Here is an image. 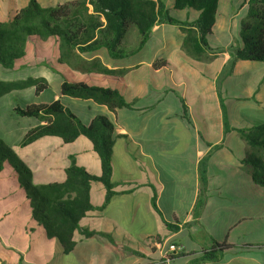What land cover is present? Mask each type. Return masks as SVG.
<instances>
[{
  "label": "crops",
  "instance_id": "0c3cea01",
  "mask_svg": "<svg viewBox=\"0 0 264 264\" xmlns=\"http://www.w3.org/2000/svg\"><path fill=\"white\" fill-rule=\"evenodd\" d=\"M2 1L0 21L4 22L3 16L12 18L30 0H11L15 5L12 15L7 12L5 0ZM36 1L42 7H53L75 0ZM167 5L169 14L180 22H193L198 18V12L190 9L173 10L171 0H167ZM246 9L244 0L239 7L233 0H219L218 15L223 17L216 18L207 36L212 49H225L239 39L240 20ZM165 26H170L166 32L162 30ZM173 34H177L179 42L173 44L175 48L171 51L165 41ZM183 39L184 33L178 26L157 25L143 46L147 50L145 54L138 61L127 63L126 59L135 54L112 59L104 49L86 53L74 50L84 61L99 60L107 70L118 72L115 75L102 74L93 70L94 66L86 68L75 60L60 61V44L55 38L33 36L28 39L25 56L15 62L14 70L7 78L0 80L42 78L48 88L38 96H35L34 88L29 87L0 97V109L14 118L4 142L16 150L22 136L42 124L35 118L20 117L28 121L23 127L25 133L20 136L16 123L19 116L12 112L17 107L13 101L17 102L19 98L22 101L32 98L25 105L59 99L85 125L97 115L106 116L114 125L116 136L111 175L114 195L102 211H90L80 227L108 233L115 244L99 236L86 238L76 231L74 249L64 255L57 242L45 236L41 225L25 217L22 221L25 226L22 225L20 231L9 230L6 235L0 230V264H151L161 257L156 247L158 240L179 245L184 253L195 255L209 247L211 240L226 241L234 249L211 264H264V188L253 182L250 168L242 165L248 147L237 132L264 123V82L255 93L247 79L235 82L231 76L244 75L255 68L252 65L255 62L237 61L232 74L221 82L218 94L217 78L228 54H208L201 60H194L183 51ZM142 49L137 53L140 54ZM38 50L46 54L44 59L40 60L38 54L35 56ZM102 50L104 53L100 52ZM173 53L181 60L179 67ZM161 62H164L163 66H160ZM31 67L35 68L34 72L24 73ZM186 68L191 76L188 78L186 74L184 83L176 74ZM141 72L142 75L134 76ZM163 72H167L166 80L161 78ZM21 74L23 76H17ZM63 81L115 89L129 107L112 112L91 99L59 96V85ZM184 108L191 120V129L182 121ZM224 114L232 129L226 134ZM41 139L46 144L38 149H51L42 163L35 165L32 153L20 156L16 152L30 169L33 184L63 182L65 170L72 163L91 175H100L99 158L85 137H78L68 144L57 137ZM208 153L206 201L199 224H191L199 188L198 163ZM164 175L177 183L168 200L163 199L162 193ZM0 193L4 208L7 197L20 198L24 194L18 188L17 175L8 166L0 174ZM154 197L157 212L151 207ZM89 199L94 206L102 205L105 189L101 183H90ZM19 203V207L31 209L27 199ZM29 209L26 212H30ZM165 224L179 229L170 232ZM130 241L141 248L144 255L124 250ZM148 248H155V252L150 253ZM169 264H186V260L179 258Z\"/></svg>",
  "mask_w": 264,
  "mask_h": 264
},
{
  "label": "trees",
  "instance_id": "16d2710c",
  "mask_svg": "<svg viewBox=\"0 0 264 264\" xmlns=\"http://www.w3.org/2000/svg\"><path fill=\"white\" fill-rule=\"evenodd\" d=\"M218 3L219 0H171L173 10L190 9L198 12L195 21L180 22L169 14L167 0H75L54 7H42L36 0H30L11 22L0 21V70L13 71L15 62L25 56L26 42L36 36L40 39L55 38L60 44L62 62L75 60L86 68L94 66L93 70L97 72L115 75L118 72L107 70L99 60L84 61L74 50L86 53L104 49L112 59L126 58L143 48L155 26L167 24L182 30V49L194 60H201L208 54H228L229 58L217 78L219 94L221 82L232 74L237 61L264 62V0H244L247 9L240 20L239 39L225 49H212L207 43V36L215 24ZM163 65L164 62H161L160 66ZM28 87H33L35 96H38L48 88V84L42 78L31 77L23 81L0 80V97L12 90ZM58 95L91 99L112 112L129 107L117 90L81 82L63 81L59 85ZM185 109L182 121L191 129L192 123ZM14 112L19 117L35 118L42 123L29 129L17 148L27 147L43 137H57L65 144L85 137L100 161L101 172L98 176L72 163L65 170L63 182L35 185L30 169L17 157L15 149L0 141V174L8 166L17 175L18 188L29 200L31 217L43 227L45 236L55 240L64 255L74 249L76 231L86 238L99 236L115 244L108 233L80 227L90 211H102L114 195L111 182L112 148L116 139L114 125L104 115L95 116L85 125L59 99L51 103L17 106ZM223 130L224 134L232 130L226 114L223 117ZM237 132L248 147L242 165L250 168L253 182L264 188V123ZM209 156L210 153L206 154L198 163L199 188L191 224H199L198 219L206 201ZM92 182L101 183L105 189L101 206L90 203L89 188ZM155 202L154 197L151 207L157 212ZM165 226L170 232L179 229L171 224ZM156 242L163 244L161 240ZM233 249V245L226 241L211 240L209 247L197 255L182 251L177 255L160 257L157 261H151V264H169L179 258H184L186 264H211ZM124 250L130 254L144 255L142 249L131 241ZM148 251L154 253L155 248H148Z\"/></svg>",
  "mask_w": 264,
  "mask_h": 264
},
{
  "label": "rangeland",
  "instance_id": "374dc122",
  "mask_svg": "<svg viewBox=\"0 0 264 264\" xmlns=\"http://www.w3.org/2000/svg\"><path fill=\"white\" fill-rule=\"evenodd\" d=\"M5 2H6L5 5H6V8H7L8 14H11L12 15L14 13L15 5L11 3V0H5ZM29 2L27 3V5L29 4ZM233 2L236 3V6L237 7H239L241 0H233ZM89 10H90V7H89ZM13 17L12 18H9V17L3 16V18L5 20L3 23H9V22H11V20L13 19ZM222 17L223 16L218 15V12H217L216 18L220 20ZM169 28H170V26H165L162 30L166 32V31H168ZM177 42H179L178 41L177 34L170 35L169 37H167V39L165 41V43L168 44L171 47V51H173L174 48H175L173 46V44H176ZM145 49L146 48L143 47V49H142V51H141L140 54L137 53L134 56L129 57L128 59H126V63L127 62L138 61L141 58V55L145 54V51H147ZM100 52H103L104 53V50H102ZM37 54L40 55V60H42V59H44L46 57V54L45 53H42L41 50L36 51L35 56H37ZM173 55L175 57L176 65L179 67L181 60L180 61L178 60L179 57H178V55L176 53H173ZM32 60L35 61L36 59L33 58ZM252 65H255V68H253V70L250 73H246L244 75H239V76H234L233 75L231 77H232V79L235 82H240L241 81L240 80L241 78L247 79V81L249 82V84L251 85V87L252 86L254 87V89H252V91L255 93L257 91V89L259 90L263 86L262 83L264 82V62H255ZM30 69H32L33 71H27V70H30ZM30 69H25L24 73H26V72L27 73L34 72V70H35V68H32V67ZM172 70H174V71H176V73H178L177 70H175V69H172ZM180 70H181V73L180 74H176V77L179 78V79H181V80H183L184 83H186V80H185L186 74L189 75L188 76V78H189L191 76V73L187 71V68L186 69H180ZM188 70L190 71V69H188ZM142 73L143 72H141L139 74L136 73V74H134V76L137 77V75H142ZM9 74H10L9 72L0 71V79L7 78V76ZM17 76L20 77V76H23V74L17 75ZM161 78H163L164 80H166L167 79V72H163L161 74ZM129 79H130V77H129ZM51 88H54V86L51 85ZM25 89H27V88H25ZM21 90H24V89H21ZM12 91H18V90H12ZM31 100H32L31 97H27V98H25V101H22L19 98L17 100V102H15V101H13V102H14V104H16V106L23 107L25 104H27V102H29ZM12 112L15 114L14 111H12ZM25 119L26 118H20V117H17L16 118V123H17V127H18V130H19L18 132H20V136H21V134L25 133V131L23 130V127L28 123V121H26ZM13 121H14V118L10 117L6 110L3 111L2 109H0V141H2V142L5 141L4 140L5 133L7 132V129H9V127L12 125ZM45 140H47V139L45 138ZM4 143L6 145H9L6 142H4ZM44 144H46V143L43 142V139H40V140L32 143L31 145L27 146V147L17 148L15 151L20 156H22L23 154L32 153L31 158L34 160V164L36 165V162L37 163L39 162V164L42 163L43 158L46 156V154H49L50 155L49 152H50L51 149H48V150H45V151L43 149H41V150L38 149L39 147H42ZM9 146H11V145H9ZM63 147H67V146L64 145ZM36 149H38V151H35ZM64 149H66V148H64ZM38 155H39V157H37ZM176 184L177 183H175V182L169 181L166 178L165 175L162 177V186H163V192L162 193H163V199L168 200L172 196V193L175 192V189H176L175 186H177ZM89 191H90V188H89ZM1 193L3 194L4 192H1ZM1 198H2V196H0V219H2V221H0V230L1 231H4L5 232L4 234L7 235V233H9L8 232L9 230H11V231L18 230V231H20L22 225H24V223H22V221H24V218L25 217L26 218H30L31 220H33L32 217H31V209L26 208V206H23V207H19L18 206L20 204L19 202L25 201V199H26L25 194L21 195L20 198L14 197V196H12L11 198L10 197H7V199L5 201V202H7V207L6 208H4V206H3L4 203H3V201H2ZM27 202H28V205H29L30 204L29 203V200H27ZM27 209H29L30 212H26Z\"/></svg>",
  "mask_w": 264,
  "mask_h": 264
},
{
  "label": "built area",
  "instance_id": "2783aa9c",
  "mask_svg": "<svg viewBox=\"0 0 264 264\" xmlns=\"http://www.w3.org/2000/svg\"><path fill=\"white\" fill-rule=\"evenodd\" d=\"M157 249L161 257H167L169 255H177L182 252V247L176 244H158ZM169 263V261H167Z\"/></svg>",
  "mask_w": 264,
  "mask_h": 264
}]
</instances>
